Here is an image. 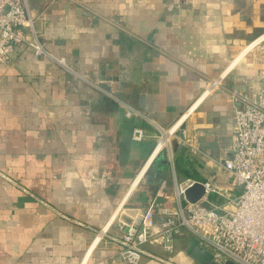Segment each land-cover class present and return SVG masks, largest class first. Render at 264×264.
<instances>
[{"label":"crops","instance_id":"crops-1","mask_svg":"<svg viewBox=\"0 0 264 264\" xmlns=\"http://www.w3.org/2000/svg\"><path fill=\"white\" fill-rule=\"evenodd\" d=\"M25 2L46 47L94 86L24 45L0 65V264H127L112 238L121 213L152 198L174 206L175 183L187 179L226 186L216 161L232 132L227 90L256 92V66L242 58L202 91L264 32V0ZM174 123L171 150L145 168L159 128ZM134 126L152 137L133 142ZM190 239L177 236L172 253L146 244L154 256L138 264H201L186 253Z\"/></svg>","mask_w":264,"mask_h":264},{"label":"built area","instance_id":"built-area-1","mask_svg":"<svg viewBox=\"0 0 264 264\" xmlns=\"http://www.w3.org/2000/svg\"><path fill=\"white\" fill-rule=\"evenodd\" d=\"M34 22L35 18L29 14L25 0H0V65L11 64L14 48L24 45L35 55L49 58L72 77L84 79L94 86L65 57L46 47ZM238 55L239 59H236ZM245 57L256 66L261 85L254 93L238 88L227 90L232 132L226 157L216 161L225 177L226 186L207 179L202 182L203 196L183 204L180 199L194 181L187 179L177 182L174 206L156 207L155 198H152L139 214L132 217L131 223L121 221L122 234L112 238L120 244L119 255L125 263L138 264L143 255L154 256L145 249L146 244L159 245L163 251L172 253L175 238L188 232L198 245L211 253L212 260L217 264L227 261L231 264H264V32L238 49L228 67L216 78L208 80L202 96L221 87L229 68ZM124 113L130 117L136 111L126 106ZM178 128V123L159 128L145 168L161 150H171L170 137L177 135ZM150 137L151 133L141 126L131 129L132 141L141 142ZM163 138L166 143L156 150ZM179 139L202 160L209 159V155L193 142L184 136ZM210 193L217 195L219 201H211L208 198ZM158 219H161L159 223Z\"/></svg>","mask_w":264,"mask_h":264},{"label":"water","instance_id":"water-1","mask_svg":"<svg viewBox=\"0 0 264 264\" xmlns=\"http://www.w3.org/2000/svg\"><path fill=\"white\" fill-rule=\"evenodd\" d=\"M217 75L212 76L209 79L216 78ZM224 82H225V79L222 80V83H224ZM133 142H135V141H133ZM141 142H136V143H141ZM173 143H175L174 140H173ZM203 194H204L203 185L201 182H198V181H194V183L191 186H189L188 188H186L185 192H184L185 198L188 201H192V202L200 199L203 196ZM127 212L131 213V215H135L134 211H131L129 209L126 210V213ZM126 213L125 212L121 213L120 220L129 224L132 221V217L128 216V214H126ZM160 221H161V219H158L157 222L159 223ZM157 227H159L158 224H157ZM186 253L188 255H190L194 260H196L197 262H199L201 264H217L216 262H214L212 260L211 253L209 251H207L206 249H204L203 247H201L200 245H198L197 240L194 237L190 239L189 245L186 249ZM225 264H231V262L227 261Z\"/></svg>","mask_w":264,"mask_h":264},{"label":"bare ground","instance_id":"bare-ground-1","mask_svg":"<svg viewBox=\"0 0 264 264\" xmlns=\"http://www.w3.org/2000/svg\"><path fill=\"white\" fill-rule=\"evenodd\" d=\"M161 141L163 142V144H165V143H166V141H165V138H163Z\"/></svg>","mask_w":264,"mask_h":264},{"label":"rangeland","instance_id":"rangeland-1","mask_svg":"<svg viewBox=\"0 0 264 264\" xmlns=\"http://www.w3.org/2000/svg\"><path fill=\"white\" fill-rule=\"evenodd\" d=\"M211 179H212V178H211ZM237 193H238V191L235 192V194H237ZM214 197H215V196H214ZM213 200H214V199H213Z\"/></svg>","mask_w":264,"mask_h":264}]
</instances>
